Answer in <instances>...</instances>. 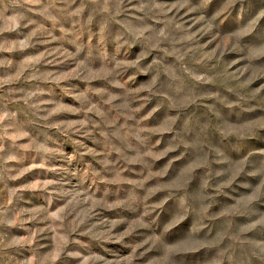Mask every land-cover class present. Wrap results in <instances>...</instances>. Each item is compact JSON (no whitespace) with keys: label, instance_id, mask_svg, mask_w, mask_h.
<instances>
[{"label":"clouds","instance_id":"obj_1","mask_svg":"<svg viewBox=\"0 0 264 264\" xmlns=\"http://www.w3.org/2000/svg\"><path fill=\"white\" fill-rule=\"evenodd\" d=\"M56 2L0 0V264H264V84L189 66L215 29L264 77V0Z\"/></svg>","mask_w":264,"mask_h":264},{"label":"rangeland","instance_id":"obj_2","mask_svg":"<svg viewBox=\"0 0 264 264\" xmlns=\"http://www.w3.org/2000/svg\"><path fill=\"white\" fill-rule=\"evenodd\" d=\"M79 2L80 0H75V3H70V0H57L55 7L57 9L68 8L69 10L74 11L77 7H79ZM164 2L168 4H172L175 3L176 0H164ZM244 2L250 3L251 0H244ZM240 7H241L240 3L229 6V0H212V3L208 6V11L220 12L225 20H230L232 14L239 11ZM259 11H264V4H257L256 6L251 7L248 10L247 15L251 16ZM185 13H186V9H182L178 14L180 17H183V20L186 22L185 26L188 27L191 25L192 26L191 30L193 32L198 31L202 27V25L192 24L193 17L196 16V13H188V14ZM63 23H65L66 26L71 27V24L69 22L65 21ZM53 35H59L58 28L54 30ZM226 35H227L226 32L216 31L215 29H213L212 32H208L201 35L197 42L198 45L197 50L194 53L190 54L191 59L189 66L195 70H198L202 74H209L213 76L215 79V83L212 85V87L220 89L223 92L228 93L229 95H234V92L232 90L243 92V91H251L254 90L255 88L260 87L261 84H264V77H260L258 79L253 80L252 83L246 86V88L242 89L240 87V85L243 84V82L248 77H250L252 73L251 71H248V72H244L243 75H240V71L246 67L245 62L241 61L238 64H232L231 61L233 59H236L237 57L229 54H225L223 56L220 55L221 43L223 37ZM60 47H62L61 43L56 41L47 44L41 43L37 45L36 50H29V54L35 55L37 51L44 52L46 50H54ZM69 51H71V49H69ZM5 55H9L11 58H14L13 54L5 53ZM67 64H68L67 61H65V63L48 64L44 67V70L68 71L69 68L67 67ZM258 67H264V64L259 65ZM231 74H236L237 76H239V80H237ZM138 78L143 80L142 75L141 77ZM261 95H264V90H262ZM190 109L199 115L203 114V109L202 108L198 109L196 105H191ZM143 114L146 115L147 110H145ZM145 126L153 127L154 125L151 121H146ZM88 146L93 147L94 145L89 144ZM72 151H75V149L73 148ZM125 175H128V173H125ZM130 178H137V177L133 173ZM102 194H103L102 192L98 193V195H102ZM153 203H155V201H153ZM108 218L115 219L119 217L109 216ZM128 251H130V249ZM124 254H127L125 253L124 249L119 248L108 255L109 258H115L117 255H124Z\"/></svg>","mask_w":264,"mask_h":264}]
</instances>
